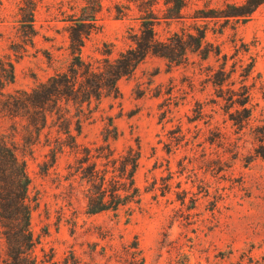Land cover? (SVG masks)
I'll return each mask as SVG.
<instances>
[{
	"label": "rangeland",
	"instance_id": "rangeland-1",
	"mask_svg": "<svg viewBox=\"0 0 264 264\" xmlns=\"http://www.w3.org/2000/svg\"><path fill=\"white\" fill-rule=\"evenodd\" d=\"M21 1L3 0L0 10V57L13 62L15 73L7 92L32 89L67 69L68 19L93 0L40 2L34 45L21 41ZM228 1L245 0H187L182 18L156 24L162 38L203 29V46L179 66L145 59L119 81V97L92 103L81 133L73 125L78 145L60 152L51 119L32 153L16 137L31 179L38 264H264V4L244 19L212 16ZM139 14L134 0H102L83 58L95 61L106 52L115 58L132 46ZM204 50L211 51L207 59ZM111 122L120 132L111 140L119 152L140 147L139 201L90 214L85 148L98 154ZM12 123L0 119V131L11 133ZM3 232L0 222V264Z\"/></svg>",
	"mask_w": 264,
	"mask_h": 264
},
{
	"label": "trees",
	"instance_id": "trees-1",
	"mask_svg": "<svg viewBox=\"0 0 264 264\" xmlns=\"http://www.w3.org/2000/svg\"><path fill=\"white\" fill-rule=\"evenodd\" d=\"M42 1L22 0L18 5L17 14L24 27L21 41H25V44L35 43V15ZM134 4L140 13V31L134 35V44L115 58L111 57V52L104 53L101 59L95 61L85 60L82 55L86 40L98 28L102 0H93L81 8L80 14L74 13L68 19L71 21L68 26L71 62L67 69L57 70L32 89L5 91V87L15 80L14 65L11 60L0 57V119L8 118L13 122L11 133L0 131V222L4 228L6 246L2 264H38L36 240L30 227L31 179L27 161L19 154L16 137L24 142L25 150L32 153L51 119L59 135L57 149L63 152L68 145L73 148L78 145L72 134L73 125L81 133L83 119L93 113L92 103L96 101L100 104L110 96L119 97V81L133 74L145 59L149 56L160 57L167 60L170 66H179L187 62L190 51H197L203 46L206 35L203 29L194 28L199 32L198 36L185 28L171 30L166 38L159 36L156 30V24L162 19L170 22L182 18L187 0H134ZM262 4L264 0H245L243 3L228 1L212 16L244 19ZM2 5L3 0H0V10ZM192 39H195L197 48L190 47L189 40ZM210 53V50H204L202 57L207 59ZM253 67L252 61L249 69ZM239 103L245 105L247 101ZM109 125L113 130L110 132L107 128L103 131L104 144L97 147L98 154L91 153L89 147L85 148V159L91 161L90 188L86 194L90 214L117 211L139 201L135 175L140 147L128 145L119 152L111 140L117 141L120 132L112 122ZM64 134L66 140L62 138ZM67 140H71V144ZM261 155L264 157V151ZM176 264L189 263L182 260Z\"/></svg>",
	"mask_w": 264,
	"mask_h": 264
}]
</instances>
